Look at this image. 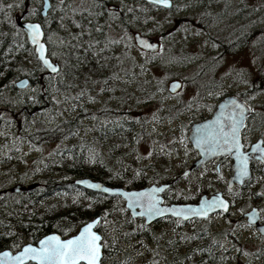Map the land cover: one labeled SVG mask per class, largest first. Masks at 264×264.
Instances as JSON below:
<instances>
[{"label":"rangeland","instance_id":"obj_1","mask_svg":"<svg viewBox=\"0 0 264 264\" xmlns=\"http://www.w3.org/2000/svg\"><path fill=\"white\" fill-rule=\"evenodd\" d=\"M67 2L75 3L76 6L61 13L53 28L46 27V41L51 47L50 58L59 64V75L49 77L36 61L30 59L26 62L25 73L28 76L33 71V83L25 90H15L0 100V171L5 170L6 160H20L24 171H18H26L28 174L26 186L36 182L35 175H31L33 171L63 145L59 141L42 147L33 143L29 137L38 121L44 126L56 127L66 119L78 118L81 126L68 139L77 142L82 137L89 139V130L96 128V125L116 117L112 113V116L106 117L103 113L105 110L126 112L143 131L136 139V146L133 150H127L123 159L126 170H143L150 180L153 177L159 180L150 184H166L174 179L175 185L171 186L168 195L175 200L187 201L197 194L209 196L223 192L231 198L232 206L227 215H216L206 221L177 223L173 224L176 225L174 229L154 228V238L146 242V245L157 255L142 258L145 251L136 252L126 243L121 244V248L132 254L137 264H166L161 255L168 257L171 264H178L175 253L178 257L181 253L178 248L173 254L167 253L165 242H173L178 236L187 234L189 228L196 227L220 233L219 244L231 251L234 264H262L258 252L260 249L264 250V239L242 219L243 214L251 207L259 208L264 218L262 175H256L254 182L243 190L237 189L231 193L227 190V179H223L218 173L209 175L201 170L187 179L179 176L189 167L194 156L188 141L189 127L210 114L225 96L239 97L240 93H244V99L239 98L252 108L253 116L248 121L242 140L247 143L257 139L264 140V94L261 91L249 92L250 82L256 81V77L260 78L263 57L257 55L254 47L227 53L212 40V37L219 39L226 33L223 26L230 24L234 16H227V22H216L209 30L211 37L197 25L200 10L189 8L183 0H172L173 7L169 10L151 11L150 6H145L146 9L142 11L146 18L145 25L141 28L135 26L134 32L158 41L160 52L143 59L134 41H122L121 44L131 52L136 64L142 67L126 74L117 71V74L109 76L114 80L112 84L106 82L104 86L103 79H94L89 75L70 80L62 72L63 52L69 36L66 22L102 15L100 17L107 26L116 25L124 19L131 21L130 17L126 18L128 9L138 13L140 5L138 2L125 0ZM3 3L11 5L8 13L13 18V23L18 20L36 21L34 10L38 7L39 0H3ZM240 3L250 8L258 6L257 0H242ZM113 7L116 10H112ZM207 7L210 12L217 13L221 4L218 0H209ZM109 9L113 11V15H109ZM215 61L219 64H212L207 68L208 64ZM150 65L151 69L146 68L145 71L144 68ZM203 67L205 68L202 69ZM140 80L146 84L147 93L138 92L137 84ZM173 81L181 82L182 86L172 95L167 89ZM123 188H126L125 184ZM103 224L113 225L111 221H104ZM155 236L160 238L163 253L159 252Z\"/></svg>","mask_w":264,"mask_h":264},{"label":"trees","instance_id":"obj_2","mask_svg":"<svg viewBox=\"0 0 264 264\" xmlns=\"http://www.w3.org/2000/svg\"><path fill=\"white\" fill-rule=\"evenodd\" d=\"M183 1L189 8L200 10L197 25L211 37L209 30L216 22H224L227 16H234L231 23L228 22L230 24L223 26L226 33L219 39L212 37L213 42L227 53L254 47L257 55L264 59V0H257L258 6L251 8L240 3L242 0H218L221 9L217 13L208 10L209 0ZM137 2L140 5L139 12L128 9L126 14V18L130 17L131 21L124 19L116 25L107 26L100 16L91 19L86 17L87 19L82 18L80 21L76 18L73 22L67 20L69 36L62 62V72L67 78L78 80L91 75L94 79H103L105 86L106 82L112 84L114 80L109 76L117 74V71L126 74L142 67L136 64L131 52L121 44L122 41L128 40L133 43L132 33L135 26L141 28L145 25L146 18L142 11L148 5L143 3V0ZM10 7L11 5L0 0V100L16 90L15 81L27 77L30 83H33V71L28 76L25 73L26 62L30 59L37 62L25 35L16 27L8 13ZM155 10L157 8H151V11ZM140 54L143 59L155 56L143 52ZM212 64L215 66L219 63L215 61L208 64L207 68ZM151 66H146L145 71L146 68L151 69ZM83 81L81 82L84 83ZM250 85L249 92L261 91L264 94V65L260 70V78L256 77V81H251ZM137 86L138 92L147 93L144 81L140 80ZM238 96L244 99V93ZM103 113L106 117L112 116L110 113L116 117L96 125V128L89 130V139L82 137L77 142L68 139L74 136V132L81 126L78 118L66 119L56 127L44 126L40 121L36 123L29 137L33 143L42 147L59 141L63 145H60L49 159L41 162L38 169L31 174L36 177L34 189L27 191L23 196L12 195L0 203V251H17L23 244H36L50 233H56L62 238L69 237L85 222L101 216L102 221L97 226V231L102 236L103 245H106L103 247L101 264H137L132 254L121 248V244L131 245L136 252L145 251L142 258L151 254L157 255L146 245V242L154 238V228L174 229L176 225L173 224L181 223L167 218L146 226L140 219H132L129 216L120 197L86 191L72 184L76 179L88 178L108 187H123L125 184L127 189L136 190L159 181L154 177L150 180L143 170L130 172L123 165L127 150H133L136 146V139L143 134L142 129L126 112L110 109ZM251 169V179L239 190L253 183L256 175H262L258 163L252 162ZM198 197L199 194L184 201L173 199L168 195V191L163 195L166 203H193ZM104 221H111L113 225H104ZM219 234L206 229L189 228L183 237L178 236L173 242H165V249L167 253L173 254L178 248L181 253L179 257L175 253L178 264H234L231 251L219 244ZM155 237L159 252L163 253L160 238ZM213 240L216 241L215 244L212 243ZM182 247L185 249L182 250ZM258 256L264 264V250L260 249ZM161 259H164L166 264H171L168 257L161 255Z\"/></svg>","mask_w":264,"mask_h":264},{"label":"snow or ice","instance_id":"obj_3","mask_svg":"<svg viewBox=\"0 0 264 264\" xmlns=\"http://www.w3.org/2000/svg\"><path fill=\"white\" fill-rule=\"evenodd\" d=\"M151 3L163 7L170 6V0H151ZM107 11L109 15H113L112 10ZM23 27L27 30L31 43L36 46L38 60L42 63V66L59 75L58 68L45 58L44 44L40 42V26L28 23L24 24ZM99 30L97 29V31ZM143 46L145 48L154 47V45L146 42L143 43ZM93 54L95 55V53ZM19 86L24 88L26 83L21 81ZM179 87V84H174L170 90L174 92ZM229 107L230 111L225 112V109ZM220 109V113L211 122L197 129L195 142L198 147L207 146V150L214 155L234 156L236 160L235 177L239 180L249 175L248 161L250 158L264 160V147H262L264 140L251 145V153L243 152L241 149L244 145L241 143L240 129L245 126V113L250 112L251 109L237 103L235 100L230 101V105H220ZM257 153L258 155H252ZM91 186L99 188V185ZM105 191L108 190L105 189ZM157 191L159 189H152L149 193H122V195L129 198L130 204L133 202L138 203L148 215H163L165 212H171L173 216L187 219L189 216L206 217L210 211L215 209H222L223 211L228 209V205L219 195L211 200H202L196 207L161 208L158 206L159 199L154 195ZM133 198H135V201H133ZM256 214L255 209L247 214L248 221L251 222ZM97 224L98 220H92L90 223L85 222L78 235L66 240H62L56 235L46 236L39 241V247L25 246L16 256H10L7 251L2 252L0 253V264H25V261H35V264H99L101 248L106 245L100 243L102 237L93 231V226ZM258 231L261 238L264 239V226L260 227ZM212 243L215 244L216 241L213 240Z\"/></svg>","mask_w":264,"mask_h":264},{"label":"water","instance_id":"obj_4","mask_svg":"<svg viewBox=\"0 0 264 264\" xmlns=\"http://www.w3.org/2000/svg\"><path fill=\"white\" fill-rule=\"evenodd\" d=\"M144 1L146 3H148V4L155 5V4L151 3V0H144ZM155 6H158L160 8H164V9H170L172 7V2L170 0V6L169 7H163L161 5H155ZM48 10H49V1L48 0H43L42 15H46V13H47ZM28 23L37 24V25L40 26V29H41L40 42L44 44V55H45V58H47L49 60V62L52 63L54 66H56L58 68V70L60 71V66L57 63L52 62V60L48 56L47 45H46V43L44 41V31H43L41 25L38 22H35V21L18 20L16 22V26L25 34L29 45L34 50V53H35V56H36L37 61L42 66V63L38 60V54L36 52V46L31 43V40L29 39L28 34H27V30L23 27L24 24H28ZM133 40H134L135 46L139 50H141V51H143L145 53H148V54H157L159 52V49H160L159 42L156 41V40H154L153 38H151L149 36H144V35H141L139 33H134L133 34ZM144 42H146V43H148L150 45H154V47H152V48H145L143 46V43ZM42 68L50 76L57 75L55 73H52L50 70L45 69L43 66H42ZM21 81H24L26 83V87L21 88L19 86V84H20ZM174 84H179L180 87L177 88L173 92L170 89H171V86H173ZM28 86H29V80L27 78H22V79L18 80L15 83V88L18 89V90H24ZM181 86H182L181 82H179V81H173V82H170L169 83L167 90H168V92L170 94L173 95V94H176L180 90ZM232 100H235V101H237V103L242 104V105H245L247 108H250V106L245 101H243L242 99H240V98H238L236 96H233V95L225 96L217 104V106L215 107V110H214L212 116L209 119H207L205 121H202V122L195 123V124H193L191 126L190 131H189V141H190V144H191L193 150H195L198 153V155H199V159L192 166L193 168H196V167H198L200 165H203V164H205V163H207V162H209V161H211V160H213V159H215L217 157H225V155H223V154H215L214 155L211 151H208L207 150V146L198 147L196 145V142H195V137L197 136V129L198 128H200L204 124H207V123L211 122L220 113V111H221L220 105H222V104H224V105H230V101H232ZM229 111H230V107L225 109V112H229ZM251 114H252L251 111L250 112H246L245 113L246 118L250 117ZM245 121H246V119H245ZM245 121H244V125H245ZM243 128L244 127H242L240 129V135H241V131L243 130ZM261 140L262 139H258L254 143H252L251 145H254L258 141H261ZM262 147H264V144H262ZM241 150L243 152H246V153H251V147H249V149L247 151H244L243 148ZM252 155L253 156L258 155V153L257 154H252ZM228 157L232 160V175L227 180V188L228 189H232V188H234V186L241 187V186H243L245 184L246 181H248L251 178L252 172H251V168H250V161H257L258 163L261 164L262 173H263V177H264V160L250 158L249 161H248V172H249V175L248 176H245V177H243V178H241L239 180H237L236 177H235V172H236V160H235V157L232 156V155H229ZM188 172L189 171L185 172L184 175L188 174ZM72 184L75 185V186L81 187V188H83L86 191L101 193V194L106 195V196H118V197H120L123 200V202H124V208L128 211L129 216L132 219H142L143 222H144V224L146 226H150L153 223L157 222L158 220H161V219L167 218V217H170V218H173V219H178V220H181L183 222H187V221H190V220H207L210 216H212L214 214H217V213L228 214L229 213V209H230V203H229V201L224 198V196H223V194L221 192H216V193H214V194H212L210 196L202 195L199 198V200H198V202L196 204H165L162 195L170 187V184L169 183L161 184V185L151 184V185L146 186V187H144L142 189H136V190H128V189L122 188V187L112 188V187H108V186L104 185L101 182L93 181V180H90L88 178L76 179V180L72 181ZM91 185H99V188L92 187ZM35 186L36 185H31V186L25 187L23 185H17V186H15L12 189V191L15 192V193H22V192H25L26 190H32V189H34ZM105 189H107L108 191H105ZM152 189H159V191H157L156 193H154V195L159 199L160 203L158 204V206L161 207V208L196 207V206H198L200 204V202L202 200H211L216 195H219L220 198L222 200H224L225 203L228 205V209H227V211H223L222 209H215L213 211H210L206 217H199V216L192 217V216H189L187 219L182 218V217L181 218H178L176 216H173L171 214V212H165L163 215H148V214L145 213L144 208H142L138 203L133 202V203L130 204L129 203V198L126 197V196H124V195H122V193H140V192L149 193L150 190H152ZM133 201H135V198H133ZM253 209L256 210V213L257 214H256V217L251 222H249L248 219H247V214H250ZM243 217H244L246 223L249 226H253L255 228L256 232L258 233V235L261 236V234L258 231V229L260 227L264 226V224H261V222H260V212H259L258 208H256V207L251 208L247 213H245L243 215ZM101 219H102V217L99 216V217H96V218H94L92 220H98V224H99L100 221H101ZM92 220H89L88 222L90 223ZM98 224L93 226V231H95L97 234H99L97 232V230H96V227L98 226ZM83 226L84 225H82L78 229V231H77L76 234H74L72 236H69L67 238H62L60 235H58L56 233H50L48 235L43 236L40 240L44 239L46 236H49V235H56V236H58L62 240L70 239V238L78 235L79 234V231L81 230V228ZM39 241L36 244L26 243V244L22 245L20 247V249L17 250L16 252H12L10 250H3L0 253L7 251V252H9L10 256H16L19 252H21L23 250V248L25 246H29L30 245L32 247H39ZM100 243L102 244V240H101ZM102 257H103V247L101 248V259L99 261V264H101ZM25 264H35V261H25Z\"/></svg>","mask_w":264,"mask_h":264},{"label":"flooded vegetation","instance_id":"obj_5","mask_svg":"<svg viewBox=\"0 0 264 264\" xmlns=\"http://www.w3.org/2000/svg\"><path fill=\"white\" fill-rule=\"evenodd\" d=\"M48 1H49V10L47 11L46 15H42L43 0H39L38 7L35 8V10H34L35 19L37 22H39L41 24V26L44 30L45 41L47 39L46 27L53 28L55 22H57V20H58L57 18L60 16L61 13L72 10V7L76 6L75 3H69V2H67V0H48ZM125 1L126 2L131 1V2L136 3L138 0H125ZM150 7L151 8H157L155 6H150ZM158 9H161V8H158ZM112 10H116V8L113 7ZM100 16H102V15H100ZM46 44H47V41H46ZM50 48L51 47H49L47 44V50H48V56L49 57H50ZM51 60H52V62L57 63L53 59H51ZM38 66L42 69V66L40 63H38ZM43 71L45 72V74H48L45 70H43ZM48 76L50 77L49 74H48ZM214 110L210 114H208L205 118H203L199 121H195L192 124L202 122V121L209 119L212 116ZM250 118L246 119V121H245V126L241 132V137H243V133H244L245 129L247 128V126L249 125L248 121ZM192 124H191V126H192ZM191 126L189 127V131H190ZM188 141H189V132H188ZM251 143H247V141L242 140V144L244 145L243 150L247 151L249 149V146ZM193 153H194L193 154L194 155L193 160L188 164L189 167L187 169H185L181 175H179L180 177H186L185 179H187L188 177L194 175L197 171H201V170H205L206 172H208L209 175L218 173V174H220V176L223 179H227V180L232 175V160L229 157H217V158H215V159H213V160H211V161H209L203 165H200L196 168H193L192 167L193 164L199 159L198 153L196 151H194ZM252 162L253 161H250V165ZM4 168H5V170L2 169L0 171L1 172L0 173V203L5 202V200L8 198H11L12 195L23 196L26 192L25 193H15L12 191V189L17 185L26 186V181H27L26 178L28 176L26 171L25 172H19L18 171V170L24 171L23 163H20V160H16V159L6 160ZM187 171H189L188 174L184 175V173ZM29 176H31V175H29ZM10 181H13V182H10ZM170 183H171V186L173 187L175 185V180L170 179ZM237 189H240V188L237 186H234V188H232L230 190L227 189V190L229 191V193H231ZM223 195L226 197V199L230 202V204L232 206L231 198H228L229 196L227 197V194L223 193ZM197 201H198V199L193 203H196ZM174 204H181V203H177V202L175 203L174 202ZM251 208H253V207H251ZM259 211H260V216H261L262 211L260 209H259ZM216 215H223V214L217 213V214H214L213 216H216ZM213 216H211V217H213ZM242 219L244 220V218H242ZM260 221H261V224H264V218H262V216H261Z\"/></svg>","mask_w":264,"mask_h":264},{"label":"bare ground","instance_id":"obj_6","mask_svg":"<svg viewBox=\"0 0 264 264\" xmlns=\"http://www.w3.org/2000/svg\"><path fill=\"white\" fill-rule=\"evenodd\" d=\"M15 88V87H14ZM19 91V90H18Z\"/></svg>","mask_w":264,"mask_h":264}]
</instances>
